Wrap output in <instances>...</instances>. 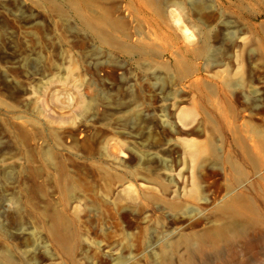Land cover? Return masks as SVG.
I'll list each match as a JSON object with an SVG mask.
<instances>
[{"label": "rangeland", "instance_id": "374dc122", "mask_svg": "<svg viewBox=\"0 0 264 264\" xmlns=\"http://www.w3.org/2000/svg\"><path fill=\"white\" fill-rule=\"evenodd\" d=\"M161 1L0 0V264L175 259L257 180L264 0Z\"/></svg>", "mask_w": 264, "mask_h": 264}, {"label": "bare ground", "instance_id": "6f19581e", "mask_svg": "<svg viewBox=\"0 0 264 264\" xmlns=\"http://www.w3.org/2000/svg\"><path fill=\"white\" fill-rule=\"evenodd\" d=\"M181 2L162 0L158 7L161 8L162 5L183 7ZM201 3L199 2L198 5ZM205 36L201 39L203 43L206 42ZM102 39L104 42L109 41L106 37ZM206 47L207 45H204L203 48H198V51L195 50L198 53L196 56L203 54L207 50ZM254 132L264 148V129L256 128ZM246 155V158L248 157L245 158L246 161L252 164L248 152ZM252 169L257 180L248 178L249 173L245 172L243 176L233 179L226 185L224 198L227 199L219 208L222 222H214V226L212 225L210 229L194 232L179 242L177 240L173 252L176 258L172 259L171 254L169 257L163 252L157 264H264V193L260 195L256 189L258 185L264 192V160H261L257 166L253 165ZM58 225L55 224L51 228L52 239L61 252L71 259L70 240L62 236ZM180 245L184 248L182 252H178ZM1 259L6 264H14L10 256L2 255Z\"/></svg>", "mask_w": 264, "mask_h": 264}]
</instances>
